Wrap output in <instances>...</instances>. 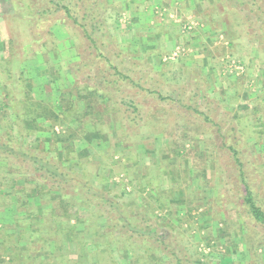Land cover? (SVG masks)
Segmentation results:
<instances>
[{"label":"rangeland","instance_id":"1","mask_svg":"<svg viewBox=\"0 0 264 264\" xmlns=\"http://www.w3.org/2000/svg\"><path fill=\"white\" fill-rule=\"evenodd\" d=\"M99 1L104 21L97 37L101 52L124 73L132 72L137 80L143 78L145 85L150 86L149 77L155 76L174 91L185 86L187 98L196 94L194 105L203 117L208 116L210 122L221 126L222 132L232 127L242 131L239 145L244 154L240 157L254 167L252 185L264 201L262 32L256 29L255 35L249 36L251 31L233 12H225L222 4L211 0ZM9 7V0L0 1V8ZM1 19V58L10 60L13 75L12 80H6L0 66L2 136L11 135L26 150L55 161L136 213L144 210L151 224L179 235L188 264H264V230L256 229L239 215L244 207L235 195L238 181H232L230 194L222 190L221 171H231L234 165L226 149L219 151L215 134H210L215 126L207 123L198 127L195 117L184 114L178 104L160 106L149 97L144 98L137 88L127 92L140 102L147 121L135 129L122 123L113 99L106 98L91 102L92 114L64 120L59 114L61 98H67L69 92L73 96L77 90L85 92L83 85L76 83L79 78L66 69L69 63H78L76 54L82 51L81 40L71 39L64 25L57 23L51 29L56 47L32 58V49L20 50L15 45L19 34L14 38ZM9 38L13 40L8 42ZM175 51L178 54L173 56ZM17 74L24 78L23 84L34 100L52 107L47 117L37 119V131L31 122L18 125L7 99L12 96L11 91L16 97L12 96L13 103L21 98L15 84ZM160 83L157 87L162 89L165 84ZM167 90L166 95L173 92ZM203 94L207 101L201 97ZM6 104L10 105L5 108ZM96 113L102 120L101 137L93 123ZM235 134H229L227 140L237 147ZM7 164L14 169L19 186L27 190L25 194L30 193V216L25 214L26 209L20 212L21 228L26 230L28 222L40 223L43 217L50 230L54 229L57 223H52L51 216L58 212L60 195L45 191L46 196L36 200V182L23 168V174L17 170L12 160H0L3 168ZM154 192L159 193L155 196L163 207L150 197ZM149 202L154 211L142 206ZM85 213L79 211L81 216ZM12 214V209L0 211V224L10 225ZM70 223L78 234L83 232L82 222ZM64 233L59 253L51 254L54 243L58 246L57 235L43 250L37 249V264H173L160 252L148 253L147 247L132 240L114 241L110 248L102 244L98 250L91 243L71 242ZM79 237L83 239L82 235ZM14 242L21 255H14L9 263L13 245H3L1 264H34L27 256L30 251L24 247L25 242Z\"/></svg>","mask_w":264,"mask_h":264},{"label":"trees","instance_id":"2","mask_svg":"<svg viewBox=\"0 0 264 264\" xmlns=\"http://www.w3.org/2000/svg\"><path fill=\"white\" fill-rule=\"evenodd\" d=\"M211 2L222 4L225 12H233L234 17L251 31L248 33L249 36H254L256 29H258L264 37V0H211ZM9 4L10 7L7 9L0 8L1 21H3L4 26L10 28V34L14 38L19 34L15 45L18 44L20 50L32 49V58L39 54H45L49 49L56 47L55 36L51 29L57 23L64 25L71 39L75 37V40H81L79 43H81L82 51L76 54L78 63H69L66 69L68 74L79 78L76 83L83 85L82 89L85 92L81 93L77 90L76 96L69 92L67 98H61L59 114L64 120L70 117L77 120L80 116L92 114L93 104L91 102L99 100L96 98H106L107 100L113 99L114 107L122 116V123L131 129H135L140 126L139 123L147 120L140 102L136 98L130 97L127 92L133 88H137L138 91L142 92L144 98L149 97L160 106L178 104L184 114L188 113V116L195 117L198 127L202 128L207 123L215 126L213 132L208 129L207 131L210 134H215V139L220 142L219 151L226 149L234 165V169L231 171H221L224 186L222 190L230 194L232 181H238L234 188L238 195H235L244 207L243 213L239 215L247 219V222L256 229L264 230V201L259 198L252 185L255 179L252 175L254 167L240 157L244 154L239 145L242 131H236L232 127L228 131L222 132L221 126L210 122L208 116L203 117V112H200L194 105L196 94L194 97L193 95L188 98L185 96V86H180L179 89L182 90L174 91L171 86L168 87L169 85L164 80L161 81V78L158 79L155 76L149 77L151 85L148 86L142 82L143 78L140 77L137 80L133 77L132 72L124 73L121 71L99 49L97 37L104 28V21L100 15V12L103 11V5L99 0H9ZM8 22H12V24L9 25ZM11 40L13 38H9L7 41L11 42ZM7 47L10 49V46ZM11 50H14V47ZM0 66L3 67L6 80H12L10 60L1 58V52ZM160 82L165 84L163 88L169 90L158 88L157 85H162ZM23 83L24 78L17 74L15 84L21 98L13 103L12 96L15 99L16 97L11 91L9 93L12 96H8L7 99L9 98L18 125L31 122L34 130L37 131V119L40 116L47 117L52 107L34 100L32 92ZM166 90L170 92L173 90V92L166 95L164 94ZM201 97L207 101L204 94ZM10 104H6L5 108ZM199 117H203V119L199 120ZM93 123L101 137L100 125L102 120L99 113L95 114ZM232 133H236L235 135L238 136L237 147L228 143V135ZM14 140L15 138H12L11 135L5 138L0 133V160L5 162L12 160L18 168L17 170L23 168L22 170L27 173V176L36 182L34 194L37 197L36 200L44 198L46 196L45 191H55L60 195V199L57 201L59 208L57 214L54 215L53 213L51 216L52 223H57L53 226L54 229L50 230L47 221H44L42 217V223L30 221L26 230H23L21 228L23 221L19 219V214L26 209L24 210L25 214L30 216V212L27 210L30 193L25 194L27 190L16 182L13 174L14 169L12 170L11 165L7 164L5 168L0 166V211L7 208L12 209L14 213L12 214L13 222L11 221L10 225L0 224V248L3 245H13L14 252L10 254L9 263L14 255H21L18 247L13 244L15 243L14 239L16 242H25L24 247L30 252L35 250V252L27 253V256H30L34 264H37L39 262L37 249L43 250L51 238H54L53 235H57L58 246L53 242L54 248L50 253L60 252L62 236L66 235L65 231L69 235V241L75 242L76 240L78 244L91 243L98 250L101 249L102 244H107L110 248L114 241L118 243L119 241L132 240L147 247L148 253L153 250L157 253L160 252L161 256L164 255L163 257L169 259L173 264H188L187 254L184 255L186 250L183 249L178 234L164 228H158L157 224H151V219L146 216L145 212H142L144 210H138L136 213L134 209L108 198L101 190L83 178L62 169L55 161L44 158L38 152L26 150ZM154 193L150 197L156 203L158 198L155 195L159 193ZM121 195H124V192ZM157 203H159L158 200ZM142 206L153 211L155 208L151 202ZM159 207H163L162 204ZM80 210H83V213L86 212L84 216L82 215L83 217L79 215ZM70 220L74 223L82 222L85 225L82 228L83 232L78 234ZM70 226L71 228H69ZM80 235L83 236V239H80ZM85 249L87 248L85 247ZM1 255L0 249V264L2 263ZM30 264L33 263L30 261Z\"/></svg>","mask_w":264,"mask_h":264},{"label":"built area","instance_id":"3","mask_svg":"<svg viewBox=\"0 0 264 264\" xmlns=\"http://www.w3.org/2000/svg\"><path fill=\"white\" fill-rule=\"evenodd\" d=\"M177 54H178V52H177V51L173 52V56H176Z\"/></svg>","mask_w":264,"mask_h":264}]
</instances>
